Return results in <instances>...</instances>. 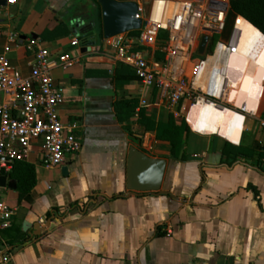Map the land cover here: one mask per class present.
Segmentation results:
<instances>
[{
  "label": "crops",
  "instance_id": "crops-1",
  "mask_svg": "<svg viewBox=\"0 0 264 264\" xmlns=\"http://www.w3.org/2000/svg\"><path fill=\"white\" fill-rule=\"evenodd\" d=\"M82 21L94 22L87 38L94 44L72 46ZM246 23L229 57L232 105L181 99L170 107L114 61L98 0H0V52L5 34L16 33L21 45L7 57L22 75L31 71V40L76 59L53 78L63 92L59 119L80 143L62 165L46 168L41 140L32 142L22 160L35 171L28 199L19 197L11 170L1 172L14 182L2 187L14 214L1 232L0 264H264V34ZM157 45L142 48L146 58L158 59ZM204 78L216 94L215 72ZM242 103L256 116L239 111ZM131 147L165 161L158 191L130 193Z\"/></svg>",
  "mask_w": 264,
  "mask_h": 264
},
{
  "label": "built area",
  "instance_id": "built-area-1",
  "mask_svg": "<svg viewBox=\"0 0 264 264\" xmlns=\"http://www.w3.org/2000/svg\"><path fill=\"white\" fill-rule=\"evenodd\" d=\"M135 2L136 17L142 19L138 36L125 32L104 38L114 49V61L131 67L142 84L156 87L160 98L170 107L181 99H186L190 106L208 104L220 110L227 109L228 104L231 106L236 84L229 76V57L238 53L244 32L238 19L242 18L245 23L246 19L232 13L233 19L227 29L231 12L229 0ZM161 32L166 33L164 45L160 43ZM202 36H206L207 41L200 53ZM5 38L7 42L0 52V94L6 98L0 104V175L10 171L14 162L27 159L32 142L39 139L42 164L46 168L59 167L67 156L78 152L80 143L72 134L74 126H65L59 119L63 92L54 81L53 70L70 67L76 59L67 52L52 56L47 48L35 46L31 40L25 46L33 51L31 71L24 76L7 57L11 49L21 45L19 38L13 32L6 33ZM77 43L73 39L70 44ZM156 44L164 56L161 59L146 58L143 49ZM208 70L217 75L216 94L206 90L204 74ZM146 103L145 99L141 100V104ZM237 109L256 116V111L249 110L244 103ZM259 123L264 129V118L259 119ZM13 214L14 208L4 201L0 185V240L1 232L10 226Z\"/></svg>",
  "mask_w": 264,
  "mask_h": 264
},
{
  "label": "water",
  "instance_id": "water-1",
  "mask_svg": "<svg viewBox=\"0 0 264 264\" xmlns=\"http://www.w3.org/2000/svg\"><path fill=\"white\" fill-rule=\"evenodd\" d=\"M101 8V33L104 38L113 37L131 30L141 29L142 19L136 17L137 4L135 0H98ZM74 35L78 42L87 46L94 44V41L87 43V38L95 34L94 22L74 25ZM207 41L202 36L199 44V52L204 51ZM165 161L160 158H152L135 147H131L127 158V188L132 191H158ZM64 172L66 167L62 169ZM2 187H14L13 181H7L6 177L0 176Z\"/></svg>",
  "mask_w": 264,
  "mask_h": 264
},
{
  "label": "trees",
  "instance_id": "trees-1",
  "mask_svg": "<svg viewBox=\"0 0 264 264\" xmlns=\"http://www.w3.org/2000/svg\"><path fill=\"white\" fill-rule=\"evenodd\" d=\"M229 4L233 14L244 17L264 34V0H229ZM9 175L17 180L19 197L28 199L29 191L35 182L34 167L18 160L14 162Z\"/></svg>",
  "mask_w": 264,
  "mask_h": 264
},
{
  "label": "rangeland",
  "instance_id": "rangeland-1",
  "mask_svg": "<svg viewBox=\"0 0 264 264\" xmlns=\"http://www.w3.org/2000/svg\"><path fill=\"white\" fill-rule=\"evenodd\" d=\"M146 13H147V11H145L144 14L146 15ZM232 19H233V14H232V12H230L229 15H228V25H227V27L230 26V24L232 22ZM130 32L133 33V34H138L140 32V29L131 30ZM165 40H166V33L165 32H161L160 33V43H161V45H164ZM163 56H164V53L161 50H157L156 51V58L161 59Z\"/></svg>",
  "mask_w": 264,
  "mask_h": 264
},
{
  "label": "bare ground",
  "instance_id": "bare-ground-1",
  "mask_svg": "<svg viewBox=\"0 0 264 264\" xmlns=\"http://www.w3.org/2000/svg\"><path fill=\"white\" fill-rule=\"evenodd\" d=\"M238 23H239L240 25H243V26H249V24L247 25V23H245L244 20H243L242 18H240V17H239V19H238ZM250 29H252V28H250ZM242 35H243V34H242ZM253 36H254V35H253ZM260 36H261V35H260ZM240 39H241V38H240ZM247 44H249V43H247ZM235 55H236V54H235ZM238 56H239V55H238ZM235 60H236V59H235ZM235 60H234V61H235ZM230 61H231V60H230ZM236 61H237V60H236ZM231 62H232V61H231ZM230 64H231V63H229V65H230ZM235 64H236V63H235ZM238 65H239V64H238ZM241 65H242V64H241ZM243 65H244V64H243ZM236 66H237V65H236ZM231 67H232V66H231ZM239 67H240V66H239ZM229 69H230V68H229ZM232 69H234V67H233ZM237 70H238V69H237ZM241 70H242V68H241ZM244 70H245V69H243V73H244ZM231 72H232V71H231ZM231 72H230V73H231ZM245 72H246V71H245ZM257 74H258V73H257ZM237 75H238V74H236V77H237ZM232 77H233V74H232ZM238 78H239V77H238ZM241 78H242V77H241ZM257 78H258V76H257ZM238 86H239V85H238ZM251 89H252V88H251ZM249 90H250V89H249ZM251 92H252V90H251ZM243 93H244V92H243ZM243 93H242V94H243Z\"/></svg>",
  "mask_w": 264,
  "mask_h": 264
}]
</instances>
